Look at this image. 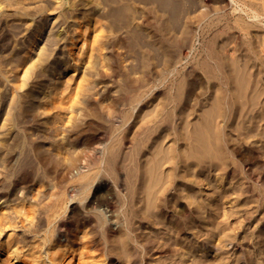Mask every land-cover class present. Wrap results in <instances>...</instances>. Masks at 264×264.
I'll use <instances>...</instances> for the list:
<instances>
[{"label": "rangeland", "instance_id": "374dc122", "mask_svg": "<svg viewBox=\"0 0 264 264\" xmlns=\"http://www.w3.org/2000/svg\"><path fill=\"white\" fill-rule=\"evenodd\" d=\"M58 2L0 0V212L6 216L1 242L9 234V242L24 247V258L34 243L48 244L50 238L67 243L75 237L74 244L67 243L72 248L67 257L84 249L82 245L96 243L105 264H208L214 254L205 261L196 249L193 255L199 257L193 262L182 253L194 247L198 232L185 180L190 182L188 190L204 197L210 190L192 175L196 169L189 175L184 170L192 159L176 157L182 162H166L162 174L156 171L158 178L150 186L154 217L141 212L140 200L147 196L142 192V168L157 149L180 147L190 154L191 146L177 138H184L210 108L218 85L203 65L210 49L223 71H231L230 78L239 76L244 61L257 65L250 69L255 76L262 69L264 0ZM249 8L258 16L251 17ZM209 9L212 19L218 17L224 26V32H213V37L200 16ZM71 15L78 21L90 15L100 22L101 46L90 55L70 54L82 48L80 43L71 46ZM37 32L41 36L35 37ZM38 48L42 55H37ZM70 64L76 65L75 72H65ZM251 141L244 146L261 147V142ZM169 174H175L174 179ZM252 194L230 199L243 205L240 215L249 217L256 209L255 214L263 213L258 206H264V185ZM8 218L13 219L8 223ZM219 218H224L222 213ZM236 220L230 219L227 228L236 239L261 230L260 223L244 227ZM55 226H62L61 236L55 235ZM124 234L131 237L125 239L126 251ZM244 242L250 245L246 252L258 250L256 240ZM39 244L36 249L43 256L46 247ZM222 254L231 259L240 255L235 250Z\"/></svg>", "mask_w": 264, "mask_h": 264}, {"label": "bare ground", "instance_id": "6f19581e", "mask_svg": "<svg viewBox=\"0 0 264 264\" xmlns=\"http://www.w3.org/2000/svg\"><path fill=\"white\" fill-rule=\"evenodd\" d=\"M59 2L60 5H62L64 3V0H59ZM72 4L75 3L73 2ZM205 5H207V3ZM203 7L204 10L205 8L207 9L206 6ZM236 9L237 8H234L233 10ZM201 10L203 11V9ZM242 10L243 9L239 8V11ZM248 10L251 13V17L258 16V12H256V10L252 8H249ZM209 11L210 9L208 11L206 10L205 12H202L203 15L201 14L200 16H202L201 21H203V23L204 21H206L204 30L206 32H212L213 37L215 32L223 33L224 26L219 25L220 20L217 16V20H213L212 16L214 15L211 16ZM90 15H84L79 19V21L76 20V15H71V22L75 27L74 34L73 36H71L73 37L71 46H77V43H80L82 45L81 50H73L72 53H70L72 56L75 54L79 56L84 54L85 56L89 52L91 53L93 50H95V48L101 46L100 35L102 34V32L99 33L101 29L99 28L100 30H98L97 28V25L100 22L98 21L99 23L97 22L98 24H96L91 20ZM240 23L242 24V22ZM245 24L246 23H244V26H246L248 23L246 25ZM242 27L241 29L243 30ZM40 33L41 32L34 33V36H41L42 33ZM104 38L106 37H103V39ZM261 43L262 45H264V38L262 39ZM33 48L34 42L31 43V49ZM181 50L182 52H184L185 48ZM210 51L211 52H209V54H205V62L202 61L205 63L202 64L206 66L203 67L205 68V70L207 69L206 74H208L209 78L218 83V85L216 84L217 88L215 89V91H212V93L214 92V94L211 93L212 96L209 103L210 108L205 110V113L203 112V115H201L202 117L199 115L200 120H197L198 122H196L194 126L190 128V130H186L184 138H177V142L179 140H183L185 143L187 142L188 145L191 146L190 154L187 149L182 150L180 147H168V149L163 150L157 149L153 153L149 163L142 168V175L143 177H145V179L143 178L144 182L141 183L142 186H144L142 192L145 191V193H147V196L143 197L140 200L143 204L141 212L144 215L149 214L147 216L154 217L155 215L153 212H151V205H153L152 203L154 202V199H152L153 192H151L150 186H152L154 181L158 178V174H156V171H159L160 174H162L163 172L160 168L166 162L173 163L174 165L182 162V160H177L176 157L179 158L181 156L182 158L185 157V159H192L190 161L191 163L189 162L184 167V170H188L187 175H189L192 170L196 169V173H192V175L195 176V178L198 177V181H201L202 183H204V185H207L208 189L210 190L206 192V195L204 197L202 195V192L197 194L196 192H192L193 190H188L190 182L188 180H185V196L186 199L192 200L190 205L195 208L194 211L193 209H191L190 213H197L194 222L196 223L198 232L196 231V240L194 242V247L187 246L184 250H182L183 255H189V258L191 257L194 262L196 257L199 256L193 255V252L196 249H199L201 250L200 253L202 257H204L205 261L206 259H211V254L215 255V259L213 261L208 260V264H264V211L262 214H259V216L258 214H255L259 210L256 209V211L250 212L249 217H246L245 215H240V213H242L241 209L243 208V205L232 204L230 200L231 198L232 200H236L240 196H246L250 198L254 196L252 194L253 189L255 190V188L257 189V187H262V185H264V160H262L264 158V76H262L264 74V52L260 51L261 55L259 57L258 65H260L262 69H258L256 71V76L251 73L250 69L252 68V66L256 67L257 65H252L247 61H244L242 68L236 73L239 76L230 78L229 72L231 71L227 73L224 72L218 58H216L217 55H213L212 53H214V51H212L211 49ZM42 52L44 53L42 48L37 49V55L39 53H41L42 55ZM37 58H39V56H37ZM75 66L76 65L74 64H70L65 69V72L67 70L75 72L77 70ZM79 79L81 81V76ZM75 81L76 80H74V83ZM69 84L67 86H69ZM78 84L79 83H77V85ZM80 84L79 86L81 87L82 84ZM76 88L78 89L79 87ZM176 124L177 123H175V125ZM175 130L177 132L176 128L174 129V131ZM251 140L253 141V143L261 142V147H245L243 143H247L248 141L250 142ZM237 143L240 144L238 147H236L238 145ZM260 150H262L261 154L263 157L261 159H259ZM183 153H186V156L183 155ZM200 169L205 170L201 171ZM219 174L220 178L217 179L216 177ZM168 176L174 179L175 174H169ZM248 182H250L251 184ZM133 191L132 194L136 193V191ZM218 198H220V200H218ZM208 200H213L215 202H208ZM262 205L260 204L258 208L263 207L264 210V206ZM213 207L215 208L213 209ZM216 210L218 211V213ZM209 212L210 214L208 215ZM244 212H246V210ZM221 213L224 218L222 220H219V216ZM147 216H145L144 218H146ZM10 219L8 223L11 222L13 218ZM230 219H237V225L244 227L248 223H260L261 230L260 232L251 231L249 234H246V237H243L241 240H239L238 238L236 239L235 235H230V232H228L229 229L227 231ZM4 220H6V216L3 214V212H0V229L1 226L4 225ZM61 227H57L58 229H56L57 232L55 235H57L58 233L61 236ZM255 233H258V235L256 236ZM55 235H53V237ZM9 236L10 235L8 234V237ZM8 237L5 239V242L2 241L3 243L0 239V264H47L45 260H48L50 264H105V260L102 259V257H105L103 256V253L101 252L100 257H98L97 255V251L99 250V248L96 246V243L92 245L86 243L88 246L82 245L84 246L82 247L84 249H80L75 256L71 255L70 257H67V253H69V249L71 248V246L69 248V244L72 243V241L74 242V239H76L75 237H69L70 240L68 239L67 241V243L69 244H67L66 241H64L66 244L63 243L61 241V238H57L56 240L50 238L48 239V244L43 240L44 243L47 244V246H45L42 244L43 241L41 243L46 247L45 250L43 249V256H41L39 251H37L38 247L36 246V244H39V242H37L36 244L34 243L35 246L31 247L29 244L28 246L30 248L26 249L28 250V252L26 251L27 256H29L28 258H24V252H22L24 247H22L23 249L21 248L20 250L17 246H15V244H19V242L15 241L16 243L12 244V241L9 242L10 239H8ZM64 237L65 239L67 238L66 236ZM121 237H123L122 247L126 251L127 247L125 246V239L127 242L131 239V237L128 234H124V236ZM244 240H256L255 244H258V250H253L250 253L246 252V247H249L250 245L249 242H244ZM99 242L101 243V241L99 240L97 244ZM41 244H39V246ZM231 250H235V253L238 252L240 253V255L231 259L230 256H225L222 254H227ZM73 252L75 253V251H72V254ZM37 253L40 255H38ZM131 256L132 255L130 254L129 257ZM3 257L5 259H2ZM229 259L231 260L229 261ZM108 264L116 263L110 261L108 262ZM178 264H185V262L183 263V261H180V263L178 262Z\"/></svg>", "mask_w": 264, "mask_h": 264}]
</instances>
